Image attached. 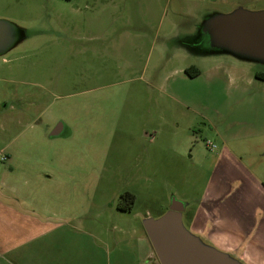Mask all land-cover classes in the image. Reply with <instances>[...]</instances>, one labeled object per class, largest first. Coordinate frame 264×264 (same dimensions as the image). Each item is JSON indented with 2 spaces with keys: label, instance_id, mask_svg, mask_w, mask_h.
Wrapping results in <instances>:
<instances>
[{
  "label": "rangeland",
  "instance_id": "obj_1",
  "mask_svg": "<svg viewBox=\"0 0 264 264\" xmlns=\"http://www.w3.org/2000/svg\"><path fill=\"white\" fill-rule=\"evenodd\" d=\"M237 8L264 0H0L14 34L0 52V118L14 117L0 153L20 146L64 221L100 225L111 244L146 238L144 218L175 197L187 228L264 264V61L211 47L200 24Z\"/></svg>",
  "mask_w": 264,
  "mask_h": 264
},
{
  "label": "crops",
  "instance_id": "obj_2",
  "mask_svg": "<svg viewBox=\"0 0 264 264\" xmlns=\"http://www.w3.org/2000/svg\"><path fill=\"white\" fill-rule=\"evenodd\" d=\"M6 120L12 124L14 117L4 115L0 123L6 126ZM19 147H7L1 154L6 159H0V264L159 263L147 235L111 244L100 225H86L80 218L72 225L64 221V210L54 207L53 193H48L49 178L26 171L33 162L22 158Z\"/></svg>",
  "mask_w": 264,
  "mask_h": 264
},
{
  "label": "water",
  "instance_id": "obj_3",
  "mask_svg": "<svg viewBox=\"0 0 264 264\" xmlns=\"http://www.w3.org/2000/svg\"><path fill=\"white\" fill-rule=\"evenodd\" d=\"M200 24L209 35L211 47L252 46L255 52L253 50L252 57L246 58L264 61V10L237 8L229 14L207 17ZM10 26L9 21L0 18V52L8 49L14 39ZM237 53L241 54L239 51ZM63 129L64 122L60 121L50 136H60ZM185 207V202L173 197L168 210L160 217L144 218L146 235L159 264H245L187 228L183 222Z\"/></svg>",
  "mask_w": 264,
  "mask_h": 264
},
{
  "label": "flooded vegetation",
  "instance_id": "obj_4",
  "mask_svg": "<svg viewBox=\"0 0 264 264\" xmlns=\"http://www.w3.org/2000/svg\"><path fill=\"white\" fill-rule=\"evenodd\" d=\"M197 31V30H196ZM178 40H179V42L180 43H182V44H184V46H187V44H191L192 43V41H194V40H198V36L196 35V32L194 31V32H192V33H188V34H180V35H178L177 37H176ZM187 49V48H186ZM189 50V49H188ZM264 80V79H263ZM21 114H23V113H21ZM60 122V121H59ZM58 124V123H57ZM56 124V125H57ZM55 128V127H54ZM53 128V129H54ZM66 128V125L64 124V129H63V133L61 134V135H63V134H65V129ZM51 137V136H50ZM130 196V195H129ZM122 197H125V196H122ZM132 203H133V201H132ZM132 203H130V204H128L127 206H121V205H119L118 206V208L120 209V210H123V211H125V210H129V209H131L132 208ZM197 233H200V232H197ZM203 237L206 239V240H208V241H210L211 243H213V240H211V239H209V238H207L205 235H203Z\"/></svg>",
  "mask_w": 264,
  "mask_h": 264
},
{
  "label": "trees",
  "instance_id": "obj_5",
  "mask_svg": "<svg viewBox=\"0 0 264 264\" xmlns=\"http://www.w3.org/2000/svg\"><path fill=\"white\" fill-rule=\"evenodd\" d=\"M194 70H195L194 73H190V70H188L191 76H196L197 74L200 73V70L199 69L194 68ZM261 78L264 79L263 75L261 76ZM130 196L133 197V195H130Z\"/></svg>",
  "mask_w": 264,
  "mask_h": 264
},
{
  "label": "built area",
  "instance_id": "obj_6",
  "mask_svg": "<svg viewBox=\"0 0 264 264\" xmlns=\"http://www.w3.org/2000/svg\"><path fill=\"white\" fill-rule=\"evenodd\" d=\"M0 159H2V160H5V159H6V157H5V156H3V155H1V153H0Z\"/></svg>",
  "mask_w": 264,
  "mask_h": 264
}]
</instances>
